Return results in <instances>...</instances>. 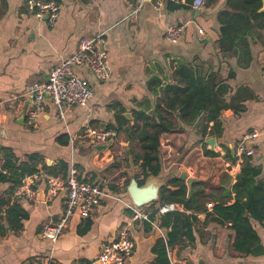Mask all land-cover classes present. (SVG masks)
I'll return each instance as SVG.
<instances>
[{
  "label": "crops",
  "instance_id": "0c3cea01",
  "mask_svg": "<svg viewBox=\"0 0 264 264\" xmlns=\"http://www.w3.org/2000/svg\"><path fill=\"white\" fill-rule=\"evenodd\" d=\"M135 1L59 0L60 15L50 25L47 17L39 19L29 9L27 0H0V154L17 163H33L37 170L63 181L75 166L81 180L101 184L112 196L103 198L91 217H72L54 245L40 232L65 214L67 189L47 197L48 183L40 179L32 187L35 199H18L13 182L0 184V264H36L39 256L48 253L56 264H90L104 246L117 241L132 217L127 205L133 201L125 184L134 178L136 169L134 157L129 156L140 150L124 133L111 148L95 149L85 136L86 127L107 131L125 120V127L133 125L134 111H152L160 103L161 89L172 82L179 64L193 66L202 75H217L230 88L231 106L222 112L219 129L205 137L200 125L164 135L163 171L149 180L157 178L163 184L160 194L183 173L194 183H207L204 199L209 211L216 204L236 202L234 187L248 159L261 168L259 180L264 182V135L247 137L264 129V33L260 32L261 40L254 37L246 55L224 52L218 42V18L228 10V0H208L201 10L188 0H147L133 15ZM170 26L183 27L177 43L166 38ZM99 34L104 36L103 48L109 57V79L98 82L88 68H76L77 75L93 89L89 105L74 107L61 119L47 98L37 126L29 127V87L48 81L52 68L75 54L83 38ZM153 79L161 83L157 95L151 91ZM210 139H215L214 146L208 144ZM241 143L254 154L239 155ZM116 176L122 179L117 181ZM194 183L185 181L188 197ZM158 203L144 209L154 211ZM14 205L20 206L16 210L20 216L7 217ZM176 211L185 212L180 206ZM196 215L194 237L190 241L183 238L185 246L169 244L172 227L163 226L160 214L149 222L131 223L136 247L124 264H198L200 260L206 264H264L261 224L252 223L262 252L246 255L232 248L236 234L230 226L207 222L201 212Z\"/></svg>",
  "mask_w": 264,
  "mask_h": 264
},
{
  "label": "trees",
  "instance_id": "16d2710c",
  "mask_svg": "<svg viewBox=\"0 0 264 264\" xmlns=\"http://www.w3.org/2000/svg\"><path fill=\"white\" fill-rule=\"evenodd\" d=\"M262 7L261 0H228V10L223 11L218 18L221 25L218 42L224 52L243 51L245 54L250 51L254 37L261 40L260 32L264 33ZM160 84L158 80L151 81L153 94L157 95ZM229 92V86L219 81L214 73L202 75L193 66L179 64L173 73L172 82L168 81L162 87L160 103L152 111L149 108L134 111L133 125L125 127L128 123L125 120L111 129L119 134L124 133L129 143L139 147L140 152L131 151L129 156L134 157L136 170L133 177L139 185L144 186L150 178L162 173L161 140L164 135L195 125H200L202 137L219 129L222 112L231 106L227 99ZM211 123L213 127H210ZM67 144L69 140L65 142ZM5 158L7 174L0 173V184L13 182L17 187L25 176L39 172L33 163H17ZM260 176L261 168L248 159L234 187L236 202L232 205L216 204L212 211L205 205L207 183H194L188 197L184 181H170L167 186L171 187H164L161 191L159 206L174 204L192 213L187 215L185 212L173 211L161 216L163 226L172 227L168 235L169 244L185 246L183 238L192 240L198 221L196 213L201 212L206 214L207 222L230 226L235 231L232 245L235 251L246 255L260 254V237L252 224L258 222L264 228V182L259 180ZM130 182L131 178H128L125 185ZM18 209L20 206L14 205L8 210L7 217L17 216ZM155 209L151 218L158 214Z\"/></svg>",
  "mask_w": 264,
  "mask_h": 264
},
{
  "label": "built area",
  "instance_id": "2783aa9c",
  "mask_svg": "<svg viewBox=\"0 0 264 264\" xmlns=\"http://www.w3.org/2000/svg\"><path fill=\"white\" fill-rule=\"evenodd\" d=\"M147 0H136L131 4L132 14H137L145 5ZM208 0H193L195 9L201 10L207 5ZM27 6L34 11L39 19L47 17L49 24L54 25L60 15V5L57 0H27ZM183 32L182 26H170L167 29L166 38L172 43H177ZM203 35V31H199ZM103 34L94 37L83 38L78 51L72 56L62 60L53 67L49 79L46 82L31 85L28 95L31 97V106L26 115V123L29 127H36L45 109V99H51L56 108L58 117L64 119L66 114L74 107H87L92 100L94 93L88 82L82 79L75 72L76 68L86 67L98 82L109 79L111 69L109 57L105 49ZM262 132H253L249 139H257ZM85 136L92 140L95 149L103 147L111 148L119 140V133L116 130L101 131L92 126L86 127ZM239 155L252 156L253 149H246L241 143L238 147ZM6 158L0 154V173L7 174L5 169ZM40 179H45L48 183L47 197L54 196L58 190L67 189V201L65 214L58 222H50L42 228L40 235L44 240L53 243L58 242L70 219L78 216L81 219L91 217L101 203L103 198L112 196L105 192L101 184L83 181L79 178V171L75 166L70 169V174L66 180H60L48 175L44 171H39L33 175L25 176L19 186L16 187L15 197L18 199H35L36 193L32 188ZM131 211V223L138 221H151L154 211L139 208L134 204H128ZM178 206L165 205L158 206L155 210L158 214L164 215L168 212L176 211ZM130 224L125 225L119 232L115 243L104 246L97 257L90 264H124L135 251V242L130 234ZM36 264H56L52 253H48L37 258Z\"/></svg>",
  "mask_w": 264,
  "mask_h": 264
},
{
  "label": "water",
  "instance_id": "95a60500",
  "mask_svg": "<svg viewBox=\"0 0 264 264\" xmlns=\"http://www.w3.org/2000/svg\"><path fill=\"white\" fill-rule=\"evenodd\" d=\"M263 7L261 12H264V0H261ZM128 118H131L130 115H127ZM208 144L211 146L215 145V139H210ZM105 149V147H103ZM180 180L187 181L188 183H194L195 180L187 179V175L183 173L180 176ZM163 186L162 183L157 181V178L149 180L144 186L139 185L138 181L133 178L130 184L127 187V191L133 201V204L139 208H144L151 206L160 200V190ZM198 264H206L204 260H200Z\"/></svg>",
  "mask_w": 264,
  "mask_h": 264
},
{
  "label": "rangeland",
  "instance_id": "374dc122",
  "mask_svg": "<svg viewBox=\"0 0 264 264\" xmlns=\"http://www.w3.org/2000/svg\"><path fill=\"white\" fill-rule=\"evenodd\" d=\"M110 178H113V176H111ZM114 179L118 181L119 179H122V178H120L119 176H116V177H114ZM115 180H114V182H115ZM146 208H147V207H146ZM147 209H149V208H147ZM152 211H153V210H152Z\"/></svg>",
  "mask_w": 264,
  "mask_h": 264
}]
</instances>
